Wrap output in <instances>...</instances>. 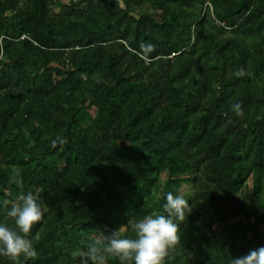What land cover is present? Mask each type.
<instances>
[{
    "label": "trees",
    "instance_id": "16d2710c",
    "mask_svg": "<svg viewBox=\"0 0 264 264\" xmlns=\"http://www.w3.org/2000/svg\"><path fill=\"white\" fill-rule=\"evenodd\" d=\"M21 191L37 254L0 264H82L168 192L193 211L164 264L264 247V0H0V201Z\"/></svg>",
    "mask_w": 264,
    "mask_h": 264
},
{
    "label": "clouds",
    "instance_id": "9594fccd",
    "mask_svg": "<svg viewBox=\"0 0 264 264\" xmlns=\"http://www.w3.org/2000/svg\"><path fill=\"white\" fill-rule=\"evenodd\" d=\"M244 74L243 69L236 73L238 76ZM232 107L237 115H242L239 103ZM10 179L23 187V180L18 172ZM164 199L166 202L163 204V213L147 215L131 225L135 238L125 236L123 226L111 230L110 234L103 235L89 247L82 264H88L89 260L91 264H108L110 257L118 259L119 264H164L180 244L177 222H183L186 215L189 216L193 211L183 194L168 192ZM0 204L13 221V226L0 224V257L14 262L19 261L22 256L26 259L35 257L37 253L32 242L35 237H30L34 225L44 216L38 197L31 191L27 194L21 191L14 202L5 199ZM231 264H264V247L251 250L242 257L232 258Z\"/></svg>",
    "mask_w": 264,
    "mask_h": 264
},
{
    "label": "rangeland",
    "instance_id": "374dc122",
    "mask_svg": "<svg viewBox=\"0 0 264 264\" xmlns=\"http://www.w3.org/2000/svg\"><path fill=\"white\" fill-rule=\"evenodd\" d=\"M99 80H101V79H99ZM166 174H165V176L163 177V179L161 180V182H160V184H163L164 183V181H165V179H166ZM252 187V182H251V180L250 181H248L247 182V184H246V187L243 189V191H242V193H244V194H249V191H250V188ZM185 190L186 191H188V190H190V188L189 187H185Z\"/></svg>",
    "mask_w": 264,
    "mask_h": 264
}]
</instances>
